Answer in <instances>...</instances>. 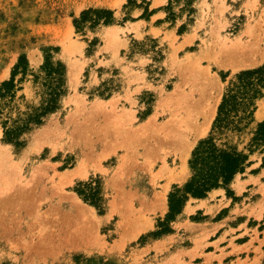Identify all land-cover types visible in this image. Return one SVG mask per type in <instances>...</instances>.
I'll list each match as a JSON object with an SVG mask.
<instances>
[{
	"label": "rangeland",
	"instance_id": "1",
	"mask_svg": "<svg viewBox=\"0 0 264 264\" xmlns=\"http://www.w3.org/2000/svg\"><path fill=\"white\" fill-rule=\"evenodd\" d=\"M127 1L0 0V83L21 56L29 72L46 54L65 67L58 109L21 136L22 147L3 142L0 125V264H191L207 239L201 212L166 223L167 240L152 233L173 186L190 176L191 152L227 82L264 64V0H190L189 8L187 0H145L161 11L149 24L137 22L149 19L142 1L124 9ZM87 9L112 11L114 23L76 31L73 20ZM31 80L18 86L12 117L38 105ZM261 108L264 98L240 148L264 120ZM262 159L254 153L245 173L220 187L239 205L228 224L245 222L255 242L248 264H264ZM89 181L96 207L75 191Z\"/></svg>",
	"mask_w": 264,
	"mask_h": 264
},
{
	"label": "trees",
	"instance_id": "2",
	"mask_svg": "<svg viewBox=\"0 0 264 264\" xmlns=\"http://www.w3.org/2000/svg\"><path fill=\"white\" fill-rule=\"evenodd\" d=\"M137 0H128L123 6L141 8ZM144 5L141 18L149 17V2L141 0ZM170 5V1H169ZM190 7V0L184 8ZM191 12V9H189ZM130 17H125L124 21ZM102 22L104 25L114 23L113 12L106 9H87L73 20L76 31L81 32L88 24L95 28ZM32 76V83L39 87V103L37 106L29 105L26 111L11 116V104L16 94L21 90L19 85L25 76ZM20 79L16 81V77ZM227 75H222V82ZM65 93V67L60 62H54L46 54L43 63L37 71L28 70V63L24 56L18 59L13 67L10 78L0 83V125L2 128V141L22 147L21 136L33 127L42 124L44 118L58 109L59 101ZM264 98V64L257 68L242 70L236 73L224 88L216 116L211 124L208 135L200 140L188 160L190 176L182 186H173L168 195V211L163 222H159V230L152 233L158 237L170 232L166 223L171 222L180 214L184 204L189 199L205 198L207 193L220 187L226 188L238 174H244L253 163L250 157L254 153L264 154V120L257 123L250 131L251 137L240 148L239 136L250 129L254 122V113L257 102ZM237 140H233V136ZM264 159H262V165ZM252 170L251 173H254ZM81 199L95 207L100 201L98 186L93 181L78 183L75 188ZM229 195V191H227Z\"/></svg>",
	"mask_w": 264,
	"mask_h": 264
},
{
	"label": "crops",
	"instance_id": "3",
	"mask_svg": "<svg viewBox=\"0 0 264 264\" xmlns=\"http://www.w3.org/2000/svg\"><path fill=\"white\" fill-rule=\"evenodd\" d=\"M90 6L101 8V6L98 5ZM160 14L161 11L154 12L149 16L148 20H138L137 22L149 24L152 20H156ZM162 25L163 23L154 24L151 25V27L154 30H158L162 29ZM234 197H237V195L234 194ZM191 200L193 203L188 204V200L184 204L180 214H178L175 220L171 223L173 226L175 223L190 222L189 217L196 215L198 212H201V216L205 217L202 222L200 221L198 224L202 223L207 225L206 232H204L207 239L204 242L205 244L203 243L201 245L202 247L200 249L194 251L197 255L193 257L191 264L251 263L253 260V256H250L252 250L251 246L254 247L255 242H252L254 241L252 238L247 237L248 233L243 232L244 229L248 228L247 224L245 225V222L243 223L242 221L235 226L228 224L229 221L236 220V217L232 216L235 212V206L239 208V205L236 204L231 197L226 196L225 190L220 188L213 189L207 193L205 198H191ZM222 211H226V213L222 214L220 218L215 220ZM171 235H173V233L164 235V240L170 238ZM199 253H201V255H199Z\"/></svg>",
	"mask_w": 264,
	"mask_h": 264
},
{
	"label": "bare ground",
	"instance_id": "4",
	"mask_svg": "<svg viewBox=\"0 0 264 264\" xmlns=\"http://www.w3.org/2000/svg\"><path fill=\"white\" fill-rule=\"evenodd\" d=\"M119 2H120V1L116 2L114 5H118ZM263 113H264L263 108H261V110H258V111H257V115H258V117H261V116L263 115Z\"/></svg>",
	"mask_w": 264,
	"mask_h": 264
}]
</instances>
